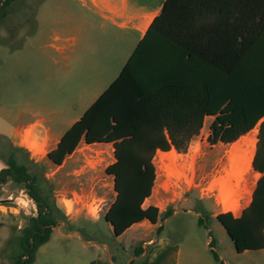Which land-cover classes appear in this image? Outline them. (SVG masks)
<instances>
[{"label": "trees", "instance_id": "obj_1", "mask_svg": "<svg viewBox=\"0 0 264 264\" xmlns=\"http://www.w3.org/2000/svg\"><path fill=\"white\" fill-rule=\"evenodd\" d=\"M13 1L0 0V18ZM209 117L214 118L209 137L213 146L234 144L260 125L252 166L261 177L252 201L240 217L221 213L216 220L238 254L262 251L264 0H167L120 77L47 158L63 165L82 139L87 145L113 144L116 162L106 173L114 176L117 198L106 218L120 237L145 220L158 223L159 209L143 208L155 187L153 158L160 151L187 153ZM7 165L26 173L14 156ZM8 172H0V181ZM29 180L28 194L39 215L23 231L22 255L14 264H34L37 251L61 222L55 207L40 197L36 179L29 176ZM200 214L203 226L205 214Z\"/></svg>", "mask_w": 264, "mask_h": 264}, {"label": "rangeland", "instance_id": "obj_2", "mask_svg": "<svg viewBox=\"0 0 264 264\" xmlns=\"http://www.w3.org/2000/svg\"><path fill=\"white\" fill-rule=\"evenodd\" d=\"M39 2L14 0L6 6L0 18V33L4 30L7 36L0 42L6 43L12 50L19 49L23 43V39L19 38V29L25 26L26 21L32 26L33 11ZM19 7L30 10L26 17L18 13ZM0 59V107L16 110L28 101L32 76L28 72L19 76L16 70L17 58L8 63ZM41 79L40 98L43 106L48 102L60 105L69 97V94L54 92L52 86L47 84V77ZM3 83L5 91H2ZM212 120L208 118L205 121L204 128L193 139L187 153L180 154L176 150L159 152L154 165L155 187L144 209L150 206L158 208L160 222L167 214L177 211L169 216L165 224V232L173 240L180 233L190 239L197 237L202 245L208 239L214 241L211 252L207 253L211 264H219L213 252L224 259V264H264L262 251H250L248 256L238 257L234 242L225 228L211 219L212 215L221 213H232L240 217L247 207V196L261 175L253 170L252 164L248 167L242 146L247 139L253 141L250 155L253 163L258 140L251 133L234 144L213 146L209 142ZM35 155L40 156L41 153L35 151ZM11 156L36 179L41 189L40 197L55 207L61 218L60 224L53 229L55 233L49 245L42 249L41 246L39 254L37 251L38 262L34 264H92L95 256L85 246L91 241L108 243L115 257L122 263L135 258V248L141 247L145 241L116 242L105 219L115 201V180L106 173V169L115 161L113 147L82 143L66 158L63 165L57 166L47 157L32 159L28 149H14L11 144L1 140L0 157L6 165ZM36 159L39 161L36 162ZM188 166L190 177L186 178L187 184L181 182L179 187L177 179L183 176ZM8 181L0 189V264H14L22 255L20 240L23 231L31 226L32 218L39 214L36 202L28 194L26 183L13 184L12 178ZM210 181L209 190L214 191L215 195L203 197L202 190L194 185L201 183L207 186L206 183ZM228 194L230 201L237 206V211H227L220 203ZM196 213L205 214L203 226L199 225ZM3 227H6L4 232Z\"/></svg>", "mask_w": 264, "mask_h": 264}, {"label": "crops", "instance_id": "obj_3", "mask_svg": "<svg viewBox=\"0 0 264 264\" xmlns=\"http://www.w3.org/2000/svg\"><path fill=\"white\" fill-rule=\"evenodd\" d=\"M166 2L40 0L33 11L32 26L26 21L25 26L19 29V38L23 39L19 49L12 50L6 43L0 42L2 60L8 63L17 58L16 70L19 76L26 72L32 76V86L29 87L31 94L27 102L19 105L16 110L0 107V141L11 144L14 149H28L32 159L47 157L120 77L153 22L161 15ZM18 9V13L24 17L30 11L25 7ZM6 36L3 30L0 40ZM43 76L47 77V84L52 86L54 92L69 94L62 104L48 102L42 105L40 90ZM3 87L4 83L2 91H5ZM209 118L213 119V123L214 118ZM82 143H85L84 139L80 145ZM100 145L113 147V144ZM35 151L41 155L36 156ZM3 160L0 157V172L7 168ZM111 177L114 179L113 175ZM211 182L206 185L210 186ZM256 184L247 196V207L252 201ZM114 195L116 200L117 192ZM151 198L145 201L144 206ZM176 213L174 211L172 215ZM218 215L211 216L214 223L218 222ZM196 216L200 218L201 214L196 213ZM169 219L167 217L160 222L159 217L156 225L145 220L133 225L120 237L114 234L113 226L108 223L118 243L145 241L141 247L135 248L141 249L142 253L122 263L115 257L108 243L91 241L85 246L95 256L92 264H211L207 254L211 252V239L202 245L197 237L190 239L179 233L173 240L165 232V224ZM159 228L162 230L160 233ZM5 229L3 227L2 231ZM131 230L133 232L130 233ZM48 245H43L41 249ZM248 255L249 251L238 254V257ZM219 258L223 263L224 259Z\"/></svg>", "mask_w": 264, "mask_h": 264}, {"label": "flooded vegetation", "instance_id": "obj_4", "mask_svg": "<svg viewBox=\"0 0 264 264\" xmlns=\"http://www.w3.org/2000/svg\"><path fill=\"white\" fill-rule=\"evenodd\" d=\"M5 170H9V172L3 176V179L0 181V186L7 185L9 183V181H8L9 178H12L11 183H13V184L26 183L27 188H28V185L31 184V181L29 180L30 175L28 174L27 171H26V173H23L21 170L19 172H17L15 169H11L8 165H7V168Z\"/></svg>", "mask_w": 264, "mask_h": 264}, {"label": "built area", "instance_id": "obj_5", "mask_svg": "<svg viewBox=\"0 0 264 264\" xmlns=\"http://www.w3.org/2000/svg\"><path fill=\"white\" fill-rule=\"evenodd\" d=\"M256 130H257V127L251 132L252 134H253V136H254V138L256 139V141L258 140V134H259V132L257 133L256 132ZM250 133V134H251ZM250 134H248V135H250ZM159 152L157 153V155L153 158V164L155 165V160L157 159V158H159ZM190 174H191V170H190V166H188L187 168H186V170L183 172V176L180 178V179H177L178 180V182H179V187H180V185L182 184L181 182H183V183H186L187 184V181H186V178H189L190 177ZM194 187H196V188H199V189H201L202 190V196L204 197V196H214L215 195V192L214 191H210L209 190V187L208 186H203L201 183H199V184H197V185H194ZM202 197V198H203Z\"/></svg>", "mask_w": 264, "mask_h": 264}, {"label": "bare ground", "instance_id": "obj_6", "mask_svg": "<svg viewBox=\"0 0 264 264\" xmlns=\"http://www.w3.org/2000/svg\"><path fill=\"white\" fill-rule=\"evenodd\" d=\"M242 147H244L247 165H248V167H251L252 157H250V155H251V149L254 147L253 141L250 139H247V142ZM229 196H230V194H228L227 197L224 198L220 203L223 205L224 209L227 211H232V210L237 211V209H238L237 206H235L233 204V202L230 201Z\"/></svg>", "mask_w": 264, "mask_h": 264}, {"label": "water", "instance_id": "obj_7", "mask_svg": "<svg viewBox=\"0 0 264 264\" xmlns=\"http://www.w3.org/2000/svg\"><path fill=\"white\" fill-rule=\"evenodd\" d=\"M106 220H107V218H105ZM107 222H108V220H107ZM109 223V222H108ZM109 224H111V223H109ZM114 228V227H113ZM32 248H33V246H32Z\"/></svg>", "mask_w": 264, "mask_h": 264}]
</instances>
